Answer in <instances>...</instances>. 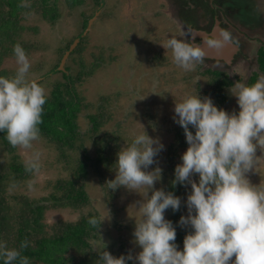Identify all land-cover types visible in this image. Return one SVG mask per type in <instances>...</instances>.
<instances>
[{
    "label": "rangeland",
    "instance_id": "rangeland-1",
    "mask_svg": "<svg viewBox=\"0 0 264 264\" xmlns=\"http://www.w3.org/2000/svg\"><path fill=\"white\" fill-rule=\"evenodd\" d=\"M80 1V5L70 10L66 8L64 0H58L60 18L55 24H48L35 13L21 15L23 30L18 38V44L25 49L30 63L26 81L36 80L45 89L47 97H50L54 86L65 82L61 73L53 69L58 63L59 53L62 51L59 56L60 64L75 42L74 38L83 34L80 32L81 22L94 17L87 33L81 38L85 40V44L82 47L79 43L76 44L62 66L66 75L76 83L70 94L63 93L66 99L79 102L80 109L76 119L79 139L77 135L75 148L67 151H60L58 145L49 144L40 137L32 141L29 148L13 146V153L0 146V166L6 174L13 163L21 165L28 172L17 184L13 183L11 175L7 176L4 189L11 202L16 199L12 208L13 216L26 211L24 204L19 202L20 199L43 205L39 222L43 226L42 235L55 233V229L63 222L77 223L82 214L91 212L102 221L98 234L90 241L89 254L92 258L98 259L103 250L102 243L106 245L104 250L113 257H119L122 252H131L135 256L139 248L132 243V232L140 217L132 206L143 199V189L136 190L138 194L123 187L114 192L108 190L105 183L115 178L116 153L127 147L134 136L142 132V125L150 137L158 138L164 145V150L155 158L158 163L147 169L152 171L159 167L162 170L159 181L154 183V189L163 190L165 184L172 179L173 169L180 163V156L187 148L183 133H178L181 128L173 120L174 103L197 92L201 98L210 97L218 109L238 111L236 98L232 96L236 92L234 85L237 82L246 84L248 77L254 72L253 58L249 54L254 55L258 42L251 43L252 46L247 49L250 63L242 66L240 51L244 48L237 47V43L232 40L226 43L231 48L223 47L219 51L225 60L208 54L210 50L205 45L204 37L217 38L218 30H221L218 23L211 33L193 25L192 42L193 38L200 40L201 44L194 43L204 49L205 58L202 62L195 63L191 71H185L174 63L171 50H165L166 40L172 37L169 31L173 28L171 20L164 13V10L169 11V1L130 0L133 4L130 10L119 2L122 0H101V3L100 0ZM245 1L235 0V4L247 6ZM236 6L234 0H231L226 9L233 15L237 10ZM248 7L251 9L250 14L258 10V6ZM181 14L183 16L186 12L182 11ZM175 26L176 31L181 33L178 39H184L182 32L186 30L177 21ZM251 40L257 41L253 38ZM75 49L76 52L73 53ZM230 49L233 50L231 54ZM5 54L6 56L0 54V76L11 79L16 74L18 65L13 53ZM221 60L227 64L220 63ZM205 64L209 67H205ZM206 69L220 71L221 75L214 78L206 73ZM261 76L264 74L261 73L258 78ZM89 115L97 117L100 123L98 134H104L107 140L114 137V142L107 155L110 166L97 172L92 165L93 170H88L85 191L89 197V205L81 210L54 202L51 196H60L57 181L68 178L76 157L85 152L90 162L94 160L97 147L91 146L92 138L88 134ZM189 130L193 131L191 128ZM80 145L83 150L78 152L77 147ZM255 155V165L245 176L250 184L264 189V143L258 144ZM103 173L105 176L102 179L100 175ZM193 179L197 177L193 176ZM184 189L185 192H190L187 185ZM185 199L186 197H181L180 208L186 216ZM164 216L166 218L167 214L164 213ZM11 228L14 229L12 226ZM68 255H74L76 259L83 256L69 252L65 257ZM129 263L133 264L132 261ZM30 264L40 263L31 261Z\"/></svg>",
    "mask_w": 264,
    "mask_h": 264
},
{
    "label": "clouds",
    "instance_id": "clouds-1",
    "mask_svg": "<svg viewBox=\"0 0 264 264\" xmlns=\"http://www.w3.org/2000/svg\"><path fill=\"white\" fill-rule=\"evenodd\" d=\"M190 32V28L182 32L184 39L168 38L165 45L185 71L205 58L204 49L190 42ZM230 41V34L222 29L217 38L204 37L206 46L217 49ZM13 53L16 74L11 79L0 76V132L6 133L12 146L29 148L39 137L47 95L36 80L26 81L30 63L22 46L16 44ZM234 87L238 111L218 109L210 97L201 98L197 92L174 103L173 120L183 130L187 148L173 169L172 184L190 187L184 200L187 215L177 221V226L190 229L182 249L175 243L176 227L164 216L168 209L179 211L181 198L154 189L159 167L147 171L158 163L155 158L164 145L139 124L142 132L116 153L115 178L105 183L113 192L121 187L135 193L143 189V199L132 206L140 217L132 232L139 252L113 257L100 239L103 250L97 264H264V189L245 176L255 165L258 144L264 143V76ZM88 223L95 227L98 219L91 217ZM24 247L27 242L20 245ZM0 260L30 264L28 257L3 241Z\"/></svg>",
    "mask_w": 264,
    "mask_h": 264
},
{
    "label": "trees",
    "instance_id": "trees-1",
    "mask_svg": "<svg viewBox=\"0 0 264 264\" xmlns=\"http://www.w3.org/2000/svg\"><path fill=\"white\" fill-rule=\"evenodd\" d=\"M57 2L58 0H0V54L4 56H6V52L12 54L14 46L18 44L19 34L23 30L21 15L35 13L48 24H55L60 18ZM64 2L66 8L70 10H73L81 3L80 0H64ZM89 20V18H86L81 22L80 32L85 30ZM77 38L76 36L74 41ZM84 41V39H81L78 42L81 47L85 44ZM61 52L57 58L58 63L55 64L53 69H57L59 65ZM75 52L76 49L73 53ZM261 54L262 52L260 51L259 56ZM258 69L260 73L264 74V58H260ZM53 71H50V73ZM205 71L207 74L213 75L214 78L215 76L219 77L221 75L219 71L209 69ZM57 73H61L65 82L57 83L51 91L50 97L46 99V103L43 106L44 111L42 113L41 123L38 126L40 129L39 137L49 144L54 143L58 145L59 147H57L60 151H64L65 149L66 151L73 150L77 135L79 139L76 119L80 105L77 100L66 99L63 92L70 94L76 83H74L72 77L66 75L64 70L58 71ZM257 76L258 73L254 72L250 76L247 85L256 82ZM76 81L78 82L77 77ZM88 119L90 124L88 134L92 138L91 146L93 148L97 147L93 155L94 160L90 162L85 152L76 157L74 167L69 171L68 178L57 181L58 191L61 192L60 196H51L54 202H60L63 206L67 205L81 210L89 205V197L85 191V180L88 175V170L92 171L93 167H95L94 171L100 172V169L103 168L104 170L110 166V160L107 155L114 142L112 141L114 137L107 140L104 134H98L100 123L97 117L89 115ZM178 133L182 135L183 130L180 129ZM0 146L5 147V150L9 153L15 152L14 147L6 139V133L3 132H0ZM77 148L78 152L80 149L81 151L83 150L81 145ZM27 174V170L19 164L13 163L10 166L8 174L0 166V241L5 242L9 249L15 248L19 250L21 255L28 257L30 262L34 261L40 264H97V260L92 258V255L89 253L91 249L90 241L99 232L98 215L91 212L84 213L77 223L63 222L55 229V233L47 236L42 235L43 226L39 223L44 210L43 205L26 199L21 201L20 199L19 202L24 204L26 211L17 213L14 216L12 215V208H14L16 199L11 202L10 197L4 189L6 177L11 175L12 181H14L13 183L17 184ZM100 176L103 179L105 173ZM173 179L174 176L165 184L163 190L165 192H172L180 198H185L187 192H185L184 186L180 184L173 185ZM183 211L181 208L176 212H173L171 209L165 211V214H167L165 219L172 221L173 226L176 227L175 243L178 246V250L182 249L183 238L190 231L188 228L185 229L177 226V221L184 214ZM91 217L98 219L95 227L88 223ZM23 242H27V247L21 249L20 245ZM69 252L78 255L82 254L83 256L78 259L74 255L65 257ZM122 254L127 255V253L123 252ZM0 264H2V260H0ZM13 264H17V262L14 261ZM128 264L130 263L128 262Z\"/></svg>",
    "mask_w": 264,
    "mask_h": 264
},
{
    "label": "flooded vegetation",
    "instance_id": "flooded-vegetation-1",
    "mask_svg": "<svg viewBox=\"0 0 264 264\" xmlns=\"http://www.w3.org/2000/svg\"><path fill=\"white\" fill-rule=\"evenodd\" d=\"M169 1V6L164 10L165 16H167L172 22V30L170 33L172 37L179 38L181 33L176 31L175 22L177 21L183 28V30L191 29L193 25L196 27L205 30L208 33H211L216 26V23L219 24L220 29L227 31L232 42L237 43V47L242 46L241 58L243 59L241 65L249 64L251 59L249 55L253 58V67L255 66L254 72L258 73V76L261 75L258 69V64L260 63V58H264V0H246L245 3L248 5L258 6V10H254V14H250L251 9L247 6H236L235 0L234 5L237 7V10L232 15L230 10L226 9V6L230 4L231 0H166ZM105 2V1H104ZM124 3L127 10L132 9L133 4L130 0L119 1ZM101 3V0H100ZM186 12L182 16L181 12ZM163 12V11H162ZM259 12V13H258ZM113 14V13H112ZM232 15V16H231ZM163 16L164 18H166ZM162 17V16H161ZM159 17V18H161ZM233 17V18H232ZM162 20V19H160ZM137 29V28H136ZM192 29L190 32V42H192ZM170 37V36H169ZM257 40L253 41L251 39ZM187 39V37H186ZM194 42H200V40L193 38ZM138 41V39H135ZM145 42V41H144ZM192 42V43H194ZM258 42V46L254 51V55H248L247 49L252 46L251 43ZM201 44V42H200ZM163 50V49H161ZM168 50V48H165ZM262 54L259 56V52ZM220 63H224L223 60ZM226 63V62H225ZM224 63V65H225ZM227 64V63H226ZM205 67H209L205 64ZM220 72V71H219ZM251 72V70H250ZM252 72L250 76L254 73ZM250 76L247 79H250ZM258 76L256 80L258 79ZM246 83V84H247Z\"/></svg>",
    "mask_w": 264,
    "mask_h": 264
},
{
    "label": "water",
    "instance_id": "water-1",
    "mask_svg": "<svg viewBox=\"0 0 264 264\" xmlns=\"http://www.w3.org/2000/svg\"><path fill=\"white\" fill-rule=\"evenodd\" d=\"M93 19H94V17L93 18H91L89 21H88V23H87V26H86V28H85V30L83 31V34L79 37V38H77L76 40H75V42L73 43V45L70 47V49H69V51H67V53L64 55V58L62 59V61L60 62V64H59V66L57 67V69H56V71L58 70V71H62L63 69H62V66H63V63H64V59L69 55V53L73 50V48L76 46V44H78V42L81 40V38L87 33V31H88V29H89V27H90V25H91V23H92V21H93ZM210 51H209V53L208 54H210L211 56L212 55H214L213 57H217V58H223L224 60H225V58L221 55V53L219 52L220 50H222L223 49V47H229V48H231L232 46L230 45V44H224L222 47H220V48H213V47H208V46H206ZM233 52V50H231L230 49V54ZM62 69V70H61Z\"/></svg>",
    "mask_w": 264,
    "mask_h": 264
}]
</instances>
